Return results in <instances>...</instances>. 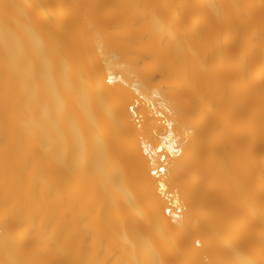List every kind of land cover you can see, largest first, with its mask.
<instances>
[{"label":"bare ground","instance_id":"bare-ground-1","mask_svg":"<svg viewBox=\"0 0 264 264\" xmlns=\"http://www.w3.org/2000/svg\"><path fill=\"white\" fill-rule=\"evenodd\" d=\"M0 264H264V0H0Z\"/></svg>","mask_w":264,"mask_h":264},{"label":"built area","instance_id":"built-area-1","mask_svg":"<svg viewBox=\"0 0 264 264\" xmlns=\"http://www.w3.org/2000/svg\"><path fill=\"white\" fill-rule=\"evenodd\" d=\"M165 159V156H163L162 157V160H164ZM156 174H162L163 172H164V168L163 167H161V168H158V169H156ZM169 212V211H168Z\"/></svg>","mask_w":264,"mask_h":264}]
</instances>
